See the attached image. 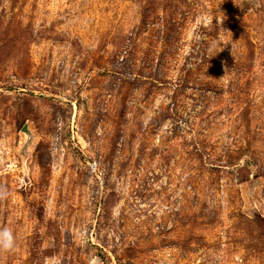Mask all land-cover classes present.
I'll return each mask as SVG.
<instances>
[{"label": "rangeland", "instance_id": "1", "mask_svg": "<svg viewBox=\"0 0 264 264\" xmlns=\"http://www.w3.org/2000/svg\"><path fill=\"white\" fill-rule=\"evenodd\" d=\"M0 187V264H264V0H0Z\"/></svg>", "mask_w": 264, "mask_h": 264}, {"label": "clouds", "instance_id": "2", "mask_svg": "<svg viewBox=\"0 0 264 264\" xmlns=\"http://www.w3.org/2000/svg\"><path fill=\"white\" fill-rule=\"evenodd\" d=\"M9 193L6 188L0 187V199H6ZM16 246V237L9 228L0 229V251L10 252Z\"/></svg>", "mask_w": 264, "mask_h": 264}, {"label": "water", "instance_id": "3", "mask_svg": "<svg viewBox=\"0 0 264 264\" xmlns=\"http://www.w3.org/2000/svg\"><path fill=\"white\" fill-rule=\"evenodd\" d=\"M21 131L25 134V137H26L27 141L30 142L31 139H32V134L29 131V128H28L27 124L23 125V127L21 128Z\"/></svg>", "mask_w": 264, "mask_h": 264}, {"label": "built area", "instance_id": "4", "mask_svg": "<svg viewBox=\"0 0 264 264\" xmlns=\"http://www.w3.org/2000/svg\"><path fill=\"white\" fill-rule=\"evenodd\" d=\"M92 168H93V169H95V168H96V167H95V163H93V166H92Z\"/></svg>", "mask_w": 264, "mask_h": 264}]
</instances>
